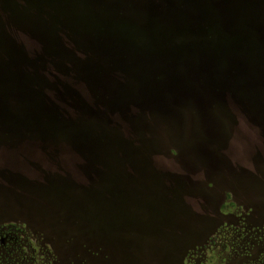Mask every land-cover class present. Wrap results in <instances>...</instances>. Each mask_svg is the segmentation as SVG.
Instances as JSON below:
<instances>
[{"label": "rangeland", "instance_id": "rangeland-1", "mask_svg": "<svg viewBox=\"0 0 264 264\" xmlns=\"http://www.w3.org/2000/svg\"><path fill=\"white\" fill-rule=\"evenodd\" d=\"M22 1L0 0V61L14 63L18 44L36 53L11 25L48 41L53 25L76 37L80 25L148 23V11L187 24L195 2L236 48L175 91L138 85L161 71L82 62L64 118L0 68V264H264V0Z\"/></svg>", "mask_w": 264, "mask_h": 264}, {"label": "trees", "instance_id": "trees-1", "mask_svg": "<svg viewBox=\"0 0 264 264\" xmlns=\"http://www.w3.org/2000/svg\"><path fill=\"white\" fill-rule=\"evenodd\" d=\"M19 2L22 6L25 5L22 0ZM73 26L53 25L50 29H55L56 33L49 35L48 41H41L36 35L33 36L28 28L18 24L11 25L9 28L15 36L18 34L20 35L18 37L25 36L30 42L33 41L36 53L31 56L24 55L26 54L23 52L24 46L16 43L19 46L12 47L14 53H18L16 60H12L14 63L7 60L0 61V68L2 70L10 68L19 87L35 90L37 88L40 93L47 94L46 99L51 105L48 110L55 118L67 116L66 111L60 107L61 104H66L71 111L70 114L73 110H77L73 98L76 93V84L87 70L86 67H90V64H80L82 62L91 61L94 66H97L98 63H102L103 57L111 59V54H120L125 59L136 54H148L155 44L158 45L157 41L153 40H163V36L166 37L163 42L166 48H174L180 44L205 45L210 39L223 38L218 26L213 24L197 25L191 29L184 28L179 31L172 25H148L149 28H144L142 25H80L79 31H76V37L71 30ZM101 69L108 70L103 66ZM115 77H118L120 81L125 79L120 74ZM103 96V93L95 96L100 113L98 118L102 116L106 118L108 113L103 106ZM138 108L140 107L136 105L131 106V110L136 113L140 112ZM113 118L117 116L111 115V121Z\"/></svg>", "mask_w": 264, "mask_h": 264}, {"label": "water", "instance_id": "water-1", "mask_svg": "<svg viewBox=\"0 0 264 264\" xmlns=\"http://www.w3.org/2000/svg\"><path fill=\"white\" fill-rule=\"evenodd\" d=\"M195 4L196 13L193 16L194 18L187 24H185V22L190 17L187 18L185 13L164 10L158 12L148 11L147 15H149L150 18L147 20L149 21L141 25L144 28H149L148 25H172L177 31L184 28L191 29L197 25H207L203 20L206 19L207 15L212 17L215 14L212 13L210 15L208 12L204 11L206 15L198 8L197 2H195ZM214 20H216V15L214 16ZM127 21L131 22L132 19H127ZM172 22H174V24ZM210 24L211 23L208 25ZM165 39V36H163V40L154 39L153 41H157L158 45L155 44V46L152 47V51L148 54H136L126 59L120 54H111V68L124 69L128 72H139L141 74L148 71L151 75L155 71H161L165 74V78L161 82L145 79L142 76L139 78L138 85L143 86L147 91L150 90L151 92L157 89H159L158 92L161 90L175 91L187 84L185 81L186 77L184 76L192 74L198 64L204 66L205 60L208 65V62L210 64V62H215L218 59L219 66L223 68V66H225L224 60L231 58L233 50L236 48L234 44H228L220 37L216 40L210 39L205 45L194 43L187 46L186 44H180L174 48H166L165 45H163ZM210 69L212 70L213 68L210 66ZM175 74H180L183 78L175 76ZM142 78L144 80H142ZM125 86L126 84L122 85V87Z\"/></svg>", "mask_w": 264, "mask_h": 264}]
</instances>
